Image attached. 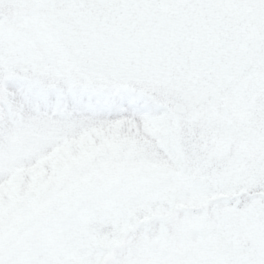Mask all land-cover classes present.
<instances>
[{
    "label": "snow or ice",
    "instance_id": "6c2138e0",
    "mask_svg": "<svg viewBox=\"0 0 264 264\" xmlns=\"http://www.w3.org/2000/svg\"><path fill=\"white\" fill-rule=\"evenodd\" d=\"M125 240L264 264V0H0V264Z\"/></svg>",
    "mask_w": 264,
    "mask_h": 264
},
{
    "label": "rangeland",
    "instance_id": "374dc122",
    "mask_svg": "<svg viewBox=\"0 0 264 264\" xmlns=\"http://www.w3.org/2000/svg\"><path fill=\"white\" fill-rule=\"evenodd\" d=\"M64 237L66 240L71 241L72 229L71 224L65 226ZM137 256V253L132 249L128 241H121L118 245H115L108 253L106 258V264H118L121 258L132 260Z\"/></svg>",
    "mask_w": 264,
    "mask_h": 264
}]
</instances>
